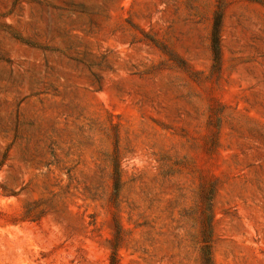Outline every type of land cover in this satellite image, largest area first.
<instances>
[{
	"label": "rangeland",
	"instance_id": "obj_1",
	"mask_svg": "<svg viewBox=\"0 0 264 264\" xmlns=\"http://www.w3.org/2000/svg\"><path fill=\"white\" fill-rule=\"evenodd\" d=\"M224 1L212 69L215 0H0V264H264V0Z\"/></svg>",
	"mask_w": 264,
	"mask_h": 264
},
{
	"label": "trees",
	"instance_id": "obj_2",
	"mask_svg": "<svg viewBox=\"0 0 264 264\" xmlns=\"http://www.w3.org/2000/svg\"><path fill=\"white\" fill-rule=\"evenodd\" d=\"M225 9L224 0H215L214 9L211 14L210 30H209V49L211 53V67L212 69H218L221 62V48H220V32L223 20V13ZM154 45L159 47L161 50H165L162 45H158L153 39H150ZM170 54V53H167ZM119 184V171L118 168L113 167L112 175V187L114 191H117ZM23 211L21 218H30L29 213ZM109 264H114V255L116 253L114 247V234L113 238L109 241ZM200 264H213L210 246L207 243H204L200 248Z\"/></svg>",
	"mask_w": 264,
	"mask_h": 264
}]
</instances>
